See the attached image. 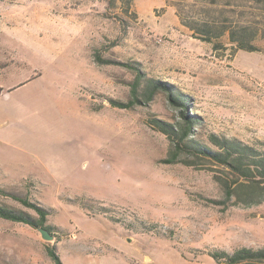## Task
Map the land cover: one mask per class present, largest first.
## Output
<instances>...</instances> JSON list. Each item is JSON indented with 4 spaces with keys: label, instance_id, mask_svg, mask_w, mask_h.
<instances>
[{
    "label": "rangeland",
    "instance_id": "1",
    "mask_svg": "<svg viewBox=\"0 0 264 264\" xmlns=\"http://www.w3.org/2000/svg\"><path fill=\"white\" fill-rule=\"evenodd\" d=\"M205 22L249 26L255 49L202 40L189 25ZM4 54L0 204L44 207L54 239L0 217V264H55L46 245L62 264H216L211 248L264 245V200L214 203L215 164L166 162L153 119L180 115L166 90L110 103L132 98L141 71L187 96L195 138H264V0H0Z\"/></svg>",
    "mask_w": 264,
    "mask_h": 264
},
{
    "label": "trees",
    "instance_id": "2",
    "mask_svg": "<svg viewBox=\"0 0 264 264\" xmlns=\"http://www.w3.org/2000/svg\"><path fill=\"white\" fill-rule=\"evenodd\" d=\"M189 27L200 33L199 38L202 40L211 41L212 37H218L227 32L230 41L237 48L255 49L246 35L249 26L245 24L222 26L218 34L213 33L216 28L209 22L196 26L189 25ZM96 56L99 58V55ZM171 87L172 85L166 81L144 77L142 72L138 71L131 87L132 98L127 102L110 99V103L119 107H131L140 100L152 99L158 88L166 90L170 101L179 108L180 114L179 119L174 123L153 119L154 124L166 134L172 148L166 162L182 161L186 164H195L199 160H206L215 164L216 169L224 174L216 176L224 195L222 200L213 199L214 203L227 205L232 202L231 204L244 206L261 203L264 200V138L245 142L236 137L214 132L208 133L207 143L195 138L192 134L193 125L197 124L196 115L186 112L187 96L178 91H171ZM181 154L186 157H180ZM10 195L23 205L33 208L37 216L22 209L0 204L1 218L24 222L36 228L41 226L50 232L53 231L54 226L46 223L47 209L30 201L26 196L14 193ZM46 251L55 264H62L54 245H46ZM206 253L216 264H264V245H238L230 250L214 247Z\"/></svg>",
    "mask_w": 264,
    "mask_h": 264
},
{
    "label": "water",
    "instance_id": "3",
    "mask_svg": "<svg viewBox=\"0 0 264 264\" xmlns=\"http://www.w3.org/2000/svg\"><path fill=\"white\" fill-rule=\"evenodd\" d=\"M37 229L44 240L51 241L52 239H54L53 233L50 232L48 229L41 226L37 227Z\"/></svg>",
    "mask_w": 264,
    "mask_h": 264
},
{
    "label": "crops",
    "instance_id": "4",
    "mask_svg": "<svg viewBox=\"0 0 264 264\" xmlns=\"http://www.w3.org/2000/svg\"><path fill=\"white\" fill-rule=\"evenodd\" d=\"M0 60H2L0 63V71H2L1 70L2 68L8 67L9 62H11L12 58H10V54H8V55L4 54L2 57L0 56ZM14 87H17V86H14ZM2 89L3 88L0 86V93L2 92ZM10 89H12V88H10ZM18 163H20V162H18ZM1 164H2V162H1Z\"/></svg>",
    "mask_w": 264,
    "mask_h": 264
}]
</instances>
